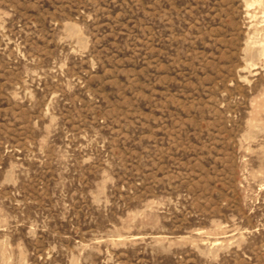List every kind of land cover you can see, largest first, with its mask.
<instances>
[{
  "label": "rangeland",
  "instance_id": "rangeland-1",
  "mask_svg": "<svg viewBox=\"0 0 264 264\" xmlns=\"http://www.w3.org/2000/svg\"><path fill=\"white\" fill-rule=\"evenodd\" d=\"M0 264H264V0H0Z\"/></svg>",
  "mask_w": 264,
  "mask_h": 264
}]
</instances>
